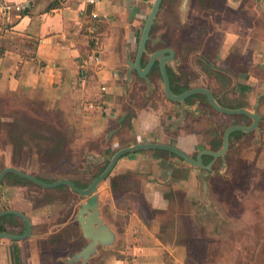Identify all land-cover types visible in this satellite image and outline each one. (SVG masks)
Listing matches in <instances>:
<instances>
[{
	"label": "crops",
	"instance_id": "obj_1",
	"mask_svg": "<svg viewBox=\"0 0 264 264\" xmlns=\"http://www.w3.org/2000/svg\"><path fill=\"white\" fill-rule=\"evenodd\" d=\"M152 1L101 0L87 11V4L78 0H0V106L5 99H24L35 101L43 109L57 110L65 116L66 124L77 133L76 138L90 139L103 134L105 140L111 141L116 132L118 135L123 131V145H118L116 149L155 140L156 135L151 130L159 126L158 114L153 105H148L141 112L136 110L132 117L127 112L128 109L122 111L119 106L120 99H126L131 91H136L134 80L128 83L125 72L122 74L124 45H130L133 55ZM210 1L214 7L215 3H223V0ZM229 1L231 6L245 2ZM207 2L189 0L187 14L190 19L181 26L185 36L196 38L200 35L201 25L195 23L193 18L199 14V6L206 5ZM216 16L211 12L210 28L227 35H239L240 23L230 19L219 20ZM95 56L98 57L97 61H94ZM167 106L169 105L163 102L162 108ZM31 116L32 114L23 116L22 119L13 118L0 109V139L5 138L0 143V170L6 166H14L30 173L32 163L39 162L37 157L48 152V138L57 140L53 149L61 148L60 135L52 137L53 134L45 131V128L31 129V122L34 121ZM20 121H23V131L1 129L5 124L12 125ZM132 134L136 138L131 139L129 136ZM136 152L125 154L116 162L108 175L112 176L110 182L113 186L122 187L125 183L120 178L127 171H136L137 165L131 160ZM88 153L112 154L93 150ZM144 156L143 160H149L150 166H156V181L153 182L156 188L153 189L150 182L141 188L151 215L132 211L127 221L121 224L122 230L115 231L117 247L100 254L87 264H194L176 257L172 252L177 247L164 244L159 239L156 220H160V217L156 215V210H163L168 202L159 188L162 183L167 182L172 190L180 188L190 194L196 187L195 171L191 165L173 157L157 161L153 159L155 155L152 152L147 157L145 154ZM144 167L140 166L141 173H151L152 169ZM14 180L12 176H8L1 181L0 187L10 190V182ZM101 196L100 189V203ZM110 199L111 194L109 201ZM20 201L17 200L14 206L9 207L29 217L31 234L21 240L0 238V264H66L64 259L68 254L64 257L60 252L50 258L41 253L38 244V240L45 234L40 227L46 221L58 219V215L52 211L55 201H45L38 206ZM116 201L118 199L114 196L113 202ZM22 228L20 226L15 231ZM164 251L169 253L167 260L163 256ZM234 260L231 255L224 256L220 253L214 259H204L196 264H235Z\"/></svg>",
	"mask_w": 264,
	"mask_h": 264
},
{
	"label": "rangeland",
	"instance_id": "obj_2",
	"mask_svg": "<svg viewBox=\"0 0 264 264\" xmlns=\"http://www.w3.org/2000/svg\"><path fill=\"white\" fill-rule=\"evenodd\" d=\"M258 1L245 0V2L241 1L240 4L231 6L229 0H223L224 4H214L215 6H222L224 14L230 16V20L239 18L242 21L239 22L241 25L239 39L243 45L242 50L248 52H251L255 40L260 42V44L257 42L254 46L255 51L261 49L259 47L261 42L264 43V15L256 9V6H259ZM179 3L180 0H165L161 18H169L172 13H178L177 6ZM253 6H255L254 9H252ZM247 20H250L249 28L245 26L248 24L246 23ZM160 24L159 26L156 25L157 27H155L153 33L157 34L158 31L163 33L164 36H168L171 33L169 22L162 21ZM224 33L221 32L223 35ZM245 34L250 36L249 43L241 38ZM260 55L261 53L258 54L257 51L253 55L256 63L263 60ZM125 66V62H121L122 74L125 72ZM131 73L134 80L135 75L133 72ZM136 82L140 83L134 80V83ZM140 85L142 86L141 83ZM143 88L136 87V91H131L126 99L119 100L122 111L128 109L127 112H130L131 117L135 116L134 112L136 110L137 112L142 111L148 105L154 103V99H152V103L150 102L151 99H143L140 92ZM160 89L157 85V103L164 101ZM3 103L0 106L2 113L13 116V118L18 117V119L32 114L31 117L34 118V121L31 122V129L44 130L45 128V131L53 134L52 137L55 134L60 135L59 144H62L61 148L53 149L57 140L48 138V152L43 156H38L39 162L32 163L30 168L32 169L30 170L32 175L41 177L46 182H48L47 180L66 178L74 180L80 185L86 184L102 165V163L91 164L87 167L86 154L90 150L110 154L118 145H123L121 140L122 134H125L123 131H120L118 135L116 132L115 138L111 141L105 140L103 134L90 139L76 138L77 133L66 124L65 116L57 110H46L36 105L35 101L24 99H5ZM204 120L199 124L189 120L190 127L187 130L196 131L197 133L192 137L197 143H192L190 145L191 149L199 147L200 144L198 143L204 141L200 131H209L210 129L208 122ZM22 122L13 123L12 125L5 124L1 129L4 131H23ZM198 135L201 137L197 138ZM129 137L132 139L134 135L132 134ZM4 139L2 137L0 143ZM261 145H264V143ZM141 150L144 151H135L136 153L131 159L137 165L136 171H127L124 177L120 178L125 185L122 187L111 186L112 176L107 177L100 183V189L102 190L101 216L110 226L112 225V229L116 232L122 230L121 224L125 223V220L127 221V217L132 211L151 215V210L147 209V204L141 194V188L147 182H150L149 184L152 185L153 189L156 188V185L153 184L156 181V178H154L156 166H150L149 160H143L145 158L144 154L147 157L149 153L151 154V151ZM243 158L244 161L232 156L224 175L213 172L208 178L207 203L212 210L201 211V189L197 177L199 169L193 166L191 168L195 171L196 187L190 191V194L180 188L172 190L168 187L167 182L162 183V186L159 187L168 202L163 210H156V215L160 217V220H156L159 225L158 237L162 243L169 246L173 245L174 248L177 247L172 252L176 257L196 264L204 259H214L222 253L224 256L231 255L235 258V264H264V153L257 154L255 159L252 153L247 158ZM1 160L2 158H0ZM246 160L250 168H247L244 164ZM254 161L256 164L254 163L253 166ZM140 164L145 166L144 168L147 170L152 169L151 173H141L139 171ZM236 164L237 166L240 164L242 168L238 166V169ZM11 176L12 178L15 177L14 174ZM15 180L10 182V184L12 183L10 190L9 188L0 187V207L14 206L17 200L19 202H21L20 200H24L26 203L30 202L33 206L42 205L45 201H55V207L52 211L58 215V219L46 221L40 227L45 232L38 240L43 255L51 258L61 252L65 257V254L76 251L80 245L86 243L87 240L82 236L79 225L74 220L80 203L85 198L79 197L76 193L70 191L67 186L42 190L38 185L28 183L26 180H18L17 178ZM117 180H119L118 177ZM110 194V201L112 202L109 201ZM113 195L118 199V202H113ZM49 210H51V207ZM131 225H134L133 222H131ZM117 242L116 236L114 244L106 249H99L100 252L97 256L110 252L115 246L117 247ZM168 255V251L163 252L166 260L169 259Z\"/></svg>",
	"mask_w": 264,
	"mask_h": 264
},
{
	"label": "flooded vegetation",
	"instance_id": "obj_3",
	"mask_svg": "<svg viewBox=\"0 0 264 264\" xmlns=\"http://www.w3.org/2000/svg\"><path fill=\"white\" fill-rule=\"evenodd\" d=\"M181 1L177 6L178 13H172L169 18L162 19L161 15L164 11L165 2V0H162V7H160L161 10L157 15V22L152 28L151 40L148 42L147 47L149 53L171 49L172 53L168 54L165 52L162 58L164 60L169 57L164 64L171 90L179 93L194 88H202L207 90L221 107L231 109L244 108L252 115L256 114L257 116L256 123L250 130H235L229 134L228 145L223 159L224 166H222L223 160L221 157H217L212 165V168L217 170V174L224 175L232 156L243 160V157L247 158L252 153L255 159L257 154L264 153V145H261L264 143V43L261 42V46H259L261 49L256 50L258 54L261 53L262 56L260 55V58H263V60L256 63L253 55L256 54L254 46L259 42L258 40L254 41L251 52H248L247 50H242L243 45L238 34L227 35L224 33L223 35L220 30L215 31L210 28L212 21L211 12H214L219 20L230 19V16L224 14L222 6L214 7L212 1H208L206 5L199 6L200 12L196 18H193L195 23L201 25L199 29L200 35L196 38L185 36L181 26L183 27L184 24L189 22L190 16L187 14V8L190 6L187 3L182 13ZM256 9L264 15L262 6H256ZM231 20L238 23L242 22L239 18ZM162 21L169 22L171 33L168 36H164L163 33L158 31L157 34L153 33L155 27H157L156 25H161ZM249 22L250 20L246 22L248 23L247 28L250 26ZM241 38L248 42L250 36L245 34ZM158 56L161 57V54H158ZM156 59L147 74L151 87L147 86L144 78L137 77L133 72L136 78L134 80L142 84L141 86L140 83L136 82L135 86L144 87L140 91L143 99H151V103L152 99H154L153 108L158 114L157 123L159 128L155 129L154 127L151 130V133L156 135L155 140L146 142H162L176 146L194 157L199 151L204 149L219 150L222 147L223 134L228 127L235 125L251 127L253 125L254 119L248 114H228L215 110L210 105L205 92L192 94L184 100V104L190 106L191 109L185 110L184 116L181 118L182 109L179 103L169 100L163 92L164 81L159 61ZM142 61L145 64L148 61V56H143ZM157 85L161 88L163 102L169 105L166 108H162L163 102H156L158 99ZM176 108L178 109L176 110ZM189 120L198 124L204 120L208 122V127H210L209 131H200L204 141L202 143L199 142V147H194V149H191L190 145L197 143L192 139L197 133L196 131L187 130L190 127ZM147 150H150L155 155L153 157L154 160H168L173 157L180 162L188 164L169 151L160 149ZM210 160L211 157L203 156L204 163ZM254 163L256 164V162L252 163L253 166ZM244 164H246L247 168H250L247 160ZM238 166L242 168L240 164ZM238 166L236 164L237 168Z\"/></svg>",
	"mask_w": 264,
	"mask_h": 264
},
{
	"label": "water",
	"instance_id": "obj_4",
	"mask_svg": "<svg viewBox=\"0 0 264 264\" xmlns=\"http://www.w3.org/2000/svg\"><path fill=\"white\" fill-rule=\"evenodd\" d=\"M189 0H182L181 1V11L182 13L185 10ZM162 0H153L146 18L144 19L141 32L138 37V41L136 43L135 52L132 55V49L128 43L124 45L123 55H124V62H125V76L128 83L133 80V75L131 72H134L137 77L144 78L146 80L147 86L151 87V83L147 77L154 60L159 61V67L162 74V78L164 81L163 92L165 96L172 101L179 103V106L182 109V116H184L185 110H190L191 107L184 104V100L192 94L198 92H205L208 97V101L210 105L215 109L221 112H226L228 114L234 113H243L248 114L253 117L254 123L251 127L246 126H230L228 127L224 134H223V143L222 147L219 150H208L204 149L199 151L194 157L187 154L180 148L176 146H172L169 144H165L162 142H137L131 145L122 146L116 149L110 155H94L92 153L86 154V161L87 167L91 164H100L106 162L105 167L103 170L91 180V182L84 186L80 187L75 185L72 180L70 179H58L50 182H46L40 180L36 176L23 172L14 166H6L0 170V182L3 180L5 175L9 172L16 174L24 179L31 181L32 183L38 185L42 189L47 188H54L58 186H67L70 191L76 193L79 197L85 198L83 202L80 203V206L76 212L74 220L78 222L80 231L82 236L87 240L85 244L80 245L76 251H71L68 256L64 259L66 264H87L88 261L95 258L100 250L99 249H106L111 247L116 239V232L112 229V227L108 224L106 220L101 216L100 212V200H99V184L108 177L111 170L115 166L116 162L125 154L135 152L141 149H160L169 151L183 161L188 163L189 165L198 168L199 171L197 173V177L200 181V200H201V211L205 212L207 209L212 210V208L208 205L207 201V193L209 188L208 178L211 176L213 172H217L216 169L212 168V165L217 157H221L222 160L225 156V150L228 145V136L232 131L235 130H250L256 123L257 116L256 114L252 115L248 110L244 108L239 109H231L221 107L216 103V101L212 98L211 94L202 88H194L190 90H185L179 93H175L171 90L169 85L168 76L166 73V67L164 62L168 60L169 57H166L164 60L163 53L167 52L172 53L171 49H163V52H154L149 53L148 51V42L151 40V32L153 26L157 22V15L161 10ZM259 6L264 8V0H259ZM92 7L91 4H87V11L90 10ZM161 54V57L158 56ZM148 56V61L144 64L142 61L143 56ZM178 108H176L177 110ZM180 118V119H181ZM203 156L211 157V160L207 163H204ZM224 166V160L223 164ZM16 215L22 219L25 225V229L22 233H11V232H1L0 231V238H8L11 240H21L24 239L31 234V221L29 217L24 214L23 212L14 209V208H7L0 210V217L4 215ZM100 247V248H99Z\"/></svg>",
	"mask_w": 264,
	"mask_h": 264
},
{
	"label": "trees",
	"instance_id": "obj_5",
	"mask_svg": "<svg viewBox=\"0 0 264 264\" xmlns=\"http://www.w3.org/2000/svg\"><path fill=\"white\" fill-rule=\"evenodd\" d=\"M101 164V163H100ZM106 165V162L102 163L101 167L98 169V171L94 174V176L91 178V180L93 178H95L102 170L103 168L105 167ZM8 176H11L13 173L9 172L7 173ZM7 174L5 175V177L3 179H5L7 176ZM32 174V173H30ZM15 175V179L17 178L18 180H26V182L28 183H32L31 181L27 180V179H24L16 174ZM36 176V175H34ZM37 178H39L40 180H43L45 181L44 179H42L41 177H38L36 176ZM55 179H52V180H47L48 182L50 181H54ZM71 180V179H70ZM91 180L89 182H87L86 184H83V185H80L79 183H77L76 181L72 180V182L77 185V186H84V185H87L91 182ZM1 183V182H0ZM34 184V183H32ZM113 185V183H112ZM60 187H63V186H60ZM43 190V189H42ZM22 226V230H18V231H15L18 227ZM25 229V225H24V222L22 221V219L16 215H4V216H1L0 217V231L1 232H11V233H22L23 230Z\"/></svg>",
	"mask_w": 264,
	"mask_h": 264
},
{
	"label": "built area",
	"instance_id": "obj_6",
	"mask_svg": "<svg viewBox=\"0 0 264 264\" xmlns=\"http://www.w3.org/2000/svg\"><path fill=\"white\" fill-rule=\"evenodd\" d=\"M56 1H59V2H67L69 0H56ZM78 1H81L85 4H91V5H95L97 4L98 2H100L101 0H78ZM98 60V57H94V61H97Z\"/></svg>",
	"mask_w": 264,
	"mask_h": 264
}]
</instances>
